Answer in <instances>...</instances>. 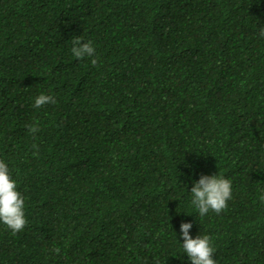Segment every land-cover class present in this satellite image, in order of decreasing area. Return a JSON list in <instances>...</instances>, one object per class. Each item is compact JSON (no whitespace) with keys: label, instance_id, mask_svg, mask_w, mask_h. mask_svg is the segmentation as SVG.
Listing matches in <instances>:
<instances>
[{"label":"trees","instance_id":"16d2710c","mask_svg":"<svg viewBox=\"0 0 264 264\" xmlns=\"http://www.w3.org/2000/svg\"><path fill=\"white\" fill-rule=\"evenodd\" d=\"M261 27L264 0H0V160L28 221L0 223V264H191L184 222L217 264H264ZM217 174L232 198L200 217Z\"/></svg>","mask_w":264,"mask_h":264},{"label":"clouds","instance_id":"9594fccd","mask_svg":"<svg viewBox=\"0 0 264 264\" xmlns=\"http://www.w3.org/2000/svg\"><path fill=\"white\" fill-rule=\"evenodd\" d=\"M259 35L264 37V27L260 28ZM71 52L75 58L84 60L95 56V48L91 41L84 42L83 37H73L71 40ZM91 63L96 65L97 59ZM56 103L51 95L40 94L35 100L33 107L41 108L45 104ZM29 132L35 134L39 131L36 125L27 126ZM232 198V181L222 175H201L200 179L191 188V204L196 208L198 215L204 217L210 211L220 214L227 208L228 201ZM264 200V194L261 195ZM25 200L17 190V181L10 175L8 165L0 160V223L7 226L15 235L22 231L28 221L25 215ZM192 224L184 222L180 226L183 239V252L190 258L191 264H217L214 259L215 248L212 246L208 235H190ZM53 252L59 254L61 249L54 247Z\"/></svg>","mask_w":264,"mask_h":264}]
</instances>
